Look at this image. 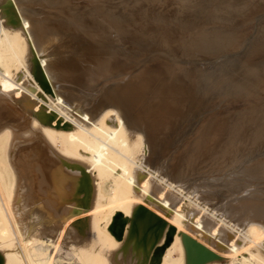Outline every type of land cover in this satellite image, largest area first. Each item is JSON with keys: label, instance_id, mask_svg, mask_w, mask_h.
Instances as JSON below:
<instances>
[{"label": "rangeland", "instance_id": "374dc122", "mask_svg": "<svg viewBox=\"0 0 264 264\" xmlns=\"http://www.w3.org/2000/svg\"><path fill=\"white\" fill-rule=\"evenodd\" d=\"M12 1L27 22L21 31L27 40L23 56L32 77L23 75L21 68L13 71L21 93L0 92V130L8 126L16 137L10 150L14 173L10 199L2 195L15 241L22 237L28 246L32 235L50 238L55 246L49 249L53 264H75L77 259L65 251L70 243L82 242L87 222L77 218L91 212V203L84 204L88 184L84 187L71 179L81 168L69 167L59 174L49 164L59 158L46 150L50 140L43 128L74 127L49 103L50 96L62 98L70 117L75 111L91 117L109 109L118 113L126 126L148 140L155 166L167 162L174 170L182 168V176L189 179L184 182H189L178 177L176 184L193 191L191 196L225 220L244 227L241 213L229 210L237 197L252 198V206L264 212V0ZM31 102L38 111L51 108L53 122L35 117ZM203 138L207 145H202ZM204 194L208 195L202 200ZM263 217L259 225L264 224ZM121 218V234L114 232L115 243L105 247L108 251L121 250L135 234L133 222L127 229V217ZM175 253L179 261L172 264H195L191 252L181 258L179 251ZM105 256V263H110L111 257ZM151 257L141 256L136 263L123 259L121 264H159L155 254ZM0 264H4L1 258Z\"/></svg>", "mask_w": 264, "mask_h": 264}, {"label": "bare ground", "instance_id": "6f19581e", "mask_svg": "<svg viewBox=\"0 0 264 264\" xmlns=\"http://www.w3.org/2000/svg\"><path fill=\"white\" fill-rule=\"evenodd\" d=\"M0 14V92L2 94L13 93L19 95L21 87L17 85V81L15 82L14 76L16 73L14 74L13 71L21 68L23 75L27 73L31 77V72H29L23 56L27 52V40L24 38L23 32H21L22 30L24 31L23 28H25L24 25H27V22L23 21L20 8L12 0H0ZM2 17H4V21H2ZM11 25L14 27L18 26V28L14 29ZM42 63L44 62L42 61ZM59 67L61 66L59 65ZM61 99L59 97L53 99L50 96V101L52 100V102L49 103H54L53 105L58 107L59 112L66 119H70L74 127L71 130L68 129V131L64 127L63 129L65 130H53L50 127L43 128V132H45V135L50 140L48 146H46V150L48 153H52V151L56 152L54 154H57L56 156L59 158L52 159L53 155L51 154V157H49L52 159V163L49 164L59 174L68 171L69 167H72L74 170L78 168L80 170L81 168V171L76 173L78 175L72 176L73 178L71 179L78 181L77 183L81 182L82 185L84 184V187L88 184L86 192H88V187L90 188L89 195L86 194V196L88 195V199L84 198L86 200L84 204L87 205V202L91 203V212L87 216L82 217L81 214L77 218H84V222H87V224L84 223L87 227L82 232L83 235H79L84 239H81L82 242L70 243L69 249L65 251L70 259H74V261L77 259L75 264H121L123 259H126L127 262L135 261L136 263L137 258L142 256L151 259L153 258L151 257L153 254H155L154 262H157L159 259V264H172L179 261V258L174 255L176 250L180 252V258L185 256V253L187 254L188 251L191 252L195 264H220L225 259L231 261L230 264H264V224H258V219L264 216V212L261 208L256 209L257 206H252V198L241 197L237 200V197L235 203L232 202L233 204L229 207L233 215L241 213L239 217H242L246 221L244 227L242 226L241 228V225L234 224V222L231 223L227 221L228 219L225 220L222 215L219 216L211 207L202 203L199 198L191 196L193 195L192 189V192L190 190L187 191L188 189L183 191L179 184H176L178 177H180V180H182L181 177L183 178L184 184L189 182L187 176H182V168L181 172L174 170L169 162V164L167 162L165 164L164 161L163 165L161 164L159 167L155 166L156 162H152L149 156L151 145H149L148 140L143 138L137 130L126 126L118 113L109 109L105 110L102 114L100 112L99 116V113H97V116L91 117L86 113L75 111L74 115L70 113L72 115L70 117L68 114L69 110L67 111L68 106L66 108ZM28 105L35 117L42 115L45 119L52 118L51 114H49L51 108L48 111H42L41 109L38 111V107L34 108L35 106L32 102L28 103ZM75 115H78V117H75ZM57 116L60 117L61 115ZM65 118L64 120H66ZM50 121L52 120L50 119ZM15 139L16 137L12 138V133L8 126L0 130V258L4 264H53L54 258L50 256L49 249L51 247L55 248V246L50 238H33L32 235V237L30 236V243L27 246L22 237L18 238L19 242L15 241L12 237V228L9 221L10 214L8 209L5 208L6 205L4 204L2 195L10 199V192L14 183L10 150ZM195 140L193 141L196 142ZM203 140L205 141V138ZM255 141L252 142L255 143ZM207 142H203L202 145ZM192 143L190 144L192 145ZM58 144L60 145L58 146ZM250 144L252 145V143ZM187 145L189 147L188 143ZM187 145L185 144V146ZM191 145L190 147H192ZM194 146L193 148H195ZM214 146L217 148L216 145H213L212 148ZM255 146L258 145L255 144ZM203 148L205 147L203 146ZM250 149H252V146ZM257 149L255 150L259 152ZM201 150H199V153ZM220 151H222V148ZM212 152L210 153L212 154ZM232 153L234 155V152ZM240 154L238 152V156L243 155L242 153ZM206 156L209 155L206 154ZM190 157L193 158V156ZM232 158L234 160L240 159V157L236 159ZM224 162L227 163L225 160ZM208 163L212 164L210 161ZM195 165V163L193 166L191 165V168ZM200 165L204 166L205 162L204 164L201 162ZM203 168L198 173L200 172L201 174V171L205 169ZM210 170L209 174L212 173ZM193 172L191 173L193 174ZM185 177L188 179L186 183L184 182ZM212 184L210 185L213 186ZM82 185L78 187L83 189ZM187 187H191V184L190 186L187 185ZM227 189L229 190L230 187ZM196 194H198V191ZM220 196H222L221 193ZM201 197L202 200L206 199L205 194ZM210 202L212 201L210 200ZM85 213L87 212L85 211ZM103 217L105 219L102 226V222L100 221L103 220ZM121 217H124V220L127 217V226H125L127 229L128 224L130 223L131 225L133 222V233L135 232V234H132V238L129 237L130 240L128 245H125L126 247L123 246L121 250L115 248L113 251L111 249L108 251L105 247H112L113 243H115L113 242L114 232L121 234ZM65 228H63L62 232H64ZM127 232L125 231V234ZM125 236L127 237V234ZM103 255L105 257L110 256L112 261L110 263L106 261L105 263Z\"/></svg>", "mask_w": 264, "mask_h": 264}]
</instances>
